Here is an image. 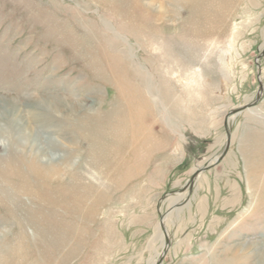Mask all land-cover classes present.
<instances>
[{
	"label": "rangeland",
	"instance_id": "374dc122",
	"mask_svg": "<svg viewBox=\"0 0 264 264\" xmlns=\"http://www.w3.org/2000/svg\"><path fill=\"white\" fill-rule=\"evenodd\" d=\"M263 51L264 0H0V264H264V94L213 163Z\"/></svg>",
	"mask_w": 264,
	"mask_h": 264
},
{
	"label": "water",
	"instance_id": "95a60500",
	"mask_svg": "<svg viewBox=\"0 0 264 264\" xmlns=\"http://www.w3.org/2000/svg\"><path fill=\"white\" fill-rule=\"evenodd\" d=\"M262 55H264V51L262 52ZM263 94H264V85H263V82L261 81L260 82V92L257 95V98L255 99V101H253L252 103H249V104L242 105V106H240L238 108L231 109L229 111V113L226 115V119H225V129H226V132H227L226 133L227 134L226 146H225V149L223 150V152L221 153V155L219 156V158L217 159V161H215V163L220 162L226 156V154L228 153V151L230 149V146H231V136L232 135H231V130H230V126H229V118L232 115H234V114H236V113H238V112H240V111H242L244 109H247V108H250L252 106L257 105L261 101V99L263 97ZM210 167H211V165H206V166H203V167L199 168L194 173V175L191 177L189 183H187V185L184 186L179 192H183L187 188H189L190 192H192L193 191V186L195 184V181H196L198 175L201 172L209 169ZM185 203H186V201L184 203H181V204H176L174 207L183 206ZM161 225H162V228H163V231H164V234H165L166 239H165V245H164V248H163V253L158 257V259H157V261H156L155 264H162L163 259H164L165 255H166V253L168 251V248L170 247V244H171V240L167 236V232L165 230L164 224L162 223Z\"/></svg>",
	"mask_w": 264,
	"mask_h": 264
},
{
	"label": "crops",
	"instance_id": "0c3cea01",
	"mask_svg": "<svg viewBox=\"0 0 264 264\" xmlns=\"http://www.w3.org/2000/svg\"><path fill=\"white\" fill-rule=\"evenodd\" d=\"M215 161H216V160H215ZM215 161H214L213 163H215ZM213 163H212V164H213ZM210 165H211V164H210ZM178 193H179V192H178ZM179 194H180V193H179ZM167 218H168V217H165V219H167ZM165 219H164V220H165Z\"/></svg>",
	"mask_w": 264,
	"mask_h": 264
},
{
	"label": "bare ground",
	"instance_id": "6f19581e",
	"mask_svg": "<svg viewBox=\"0 0 264 264\" xmlns=\"http://www.w3.org/2000/svg\"><path fill=\"white\" fill-rule=\"evenodd\" d=\"M218 158H219V157H218ZM218 158H217V159H218ZM217 159H216V161H217ZM213 162H214V161H213ZM211 164H212V163H211ZM208 165H210V164H208ZM179 193H180V192H179ZM167 219H168V218H167ZM20 225H21V224H20Z\"/></svg>",
	"mask_w": 264,
	"mask_h": 264
}]
</instances>
